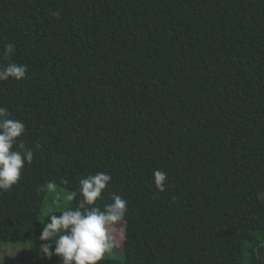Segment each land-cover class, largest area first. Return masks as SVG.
Wrapping results in <instances>:
<instances>
[{"label":"trees","instance_id":"obj_1","mask_svg":"<svg viewBox=\"0 0 264 264\" xmlns=\"http://www.w3.org/2000/svg\"><path fill=\"white\" fill-rule=\"evenodd\" d=\"M12 62L0 105L35 158L0 193L1 241L38 252L41 186L105 171L101 206L129 211L99 264H264V0H0Z\"/></svg>","mask_w":264,"mask_h":264},{"label":"clouds","instance_id":"obj_2","mask_svg":"<svg viewBox=\"0 0 264 264\" xmlns=\"http://www.w3.org/2000/svg\"><path fill=\"white\" fill-rule=\"evenodd\" d=\"M3 52L6 57L15 55L16 45L6 43ZM27 72L24 64L8 63L0 67V82L21 81ZM26 132L25 122L14 119L12 111L0 105V193L10 191L21 180L25 166L35 158L34 148L19 139ZM152 177L157 191L167 190V172L154 169ZM112 179L111 173L105 171L80 178L76 195L67 197L68 201L76 200L77 206L54 212L41 223L39 239L47 243H43L40 252L58 256L62 264H99L106 255L114 253L118 243L122 246L128 201L108 193L111 202L101 206ZM55 188V182L49 180L40 190L51 192ZM259 198L264 199V194Z\"/></svg>","mask_w":264,"mask_h":264},{"label":"rangeland","instance_id":"obj_3","mask_svg":"<svg viewBox=\"0 0 264 264\" xmlns=\"http://www.w3.org/2000/svg\"><path fill=\"white\" fill-rule=\"evenodd\" d=\"M70 193L63 189L55 188L54 191L47 193L43 206L41 223L46 217L54 212H62L67 209L69 202L67 197ZM42 224L40 225V232ZM119 245V243H118ZM117 245V246H118ZM41 248L36 252L29 242L0 240V264H62L60 258L56 255L45 256ZM105 257L119 259L122 257V249L116 248L113 254Z\"/></svg>","mask_w":264,"mask_h":264}]
</instances>
